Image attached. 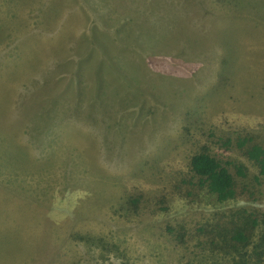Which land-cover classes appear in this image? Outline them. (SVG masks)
<instances>
[{"label": "rangeland", "instance_id": "obj_1", "mask_svg": "<svg viewBox=\"0 0 264 264\" xmlns=\"http://www.w3.org/2000/svg\"><path fill=\"white\" fill-rule=\"evenodd\" d=\"M241 137L264 146V0H0V264H264L262 222L218 229L264 213Z\"/></svg>", "mask_w": 264, "mask_h": 264}, {"label": "trees", "instance_id": "obj_2", "mask_svg": "<svg viewBox=\"0 0 264 264\" xmlns=\"http://www.w3.org/2000/svg\"><path fill=\"white\" fill-rule=\"evenodd\" d=\"M225 144H227V142ZM235 145L237 146L236 148L256 166L258 174L264 178V146L257 142H252L250 137L238 138L235 141ZM189 164L190 170L198 179L197 184L200 189L204 190L203 192L206 193L207 197L212 201L221 203L235 197L236 186L233 174L230 172L226 163H223L206 148L194 152L190 157ZM235 170L237 175L245 176L244 167L242 165H235ZM244 219L247 225L243 228L234 227L232 230L227 229L228 227L218 228L219 230L225 231V244L230 247V249H246L250 240L247 231H249L250 228L260 225V222L264 224V213L252 212L249 217L250 224L248 223L247 216H245ZM258 245L263 247L264 236L260 238ZM240 259H244L242 255H240ZM244 260L243 262H245ZM235 264L247 263H238L236 261Z\"/></svg>", "mask_w": 264, "mask_h": 264}]
</instances>
